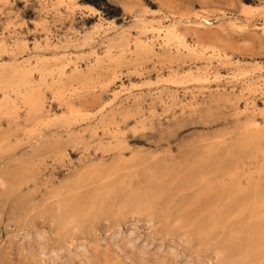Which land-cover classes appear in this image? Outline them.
<instances>
[{"label": "rangeland", "instance_id": "obj_1", "mask_svg": "<svg viewBox=\"0 0 264 264\" xmlns=\"http://www.w3.org/2000/svg\"><path fill=\"white\" fill-rule=\"evenodd\" d=\"M99 1L0 0V264H264V0Z\"/></svg>", "mask_w": 264, "mask_h": 264}, {"label": "bare ground", "instance_id": "obj_2", "mask_svg": "<svg viewBox=\"0 0 264 264\" xmlns=\"http://www.w3.org/2000/svg\"><path fill=\"white\" fill-rule=\"evenodd\" d=\"M77 6H78V4H76ZM84 5V4H83ZM88 5V4H87ZM89 6V5H88ZM84 7H87V6H85L84 5ZM90 7V6H89ZM89 7H87V9L89 8ZM83 8V7H82ZM93 8V7H92ZM90 10H92V9H90ZM95 10V9H94ZM93 12V11H92ZM198 17V16H197ZM200 18V17H199ZM202 18V17H201ZM204 21H205V19H204ZM205 22H207V21H205ZM117 157H119V156H117ZM117 157H116V160H117ZM113 161V160H112ZM121 161V160H120ZM119 161V163L118 164H116L115 166L114 165H112V168H107L106 166H90V164H89V168H87L84 172H82V173H80L76 178H75V180H74V182L71 184V186L72 185H76V186H78V188H83V189H85L88 185H92V186H94L95 187V193H94V196H95V194H96V196H95V201L97 200L98 201V199L101 197V195L103 194V195H105L104 193H109V192H111V191H113V190H115L114 188H113V190L111 189V182H110V176L112 175V173H114L115 175L117 174V173H115V172H113L114 171V169L116 170V167L118 166V167H120L121 165H122V162H120ZM116 162V161H115ZM124 163V162H123ZM93 164V163H92ZM115 164V163H114ZM114 166V167H113ZM124 168H126V167H124ZM120 169L121 168H119V170H117V172L118 171H120ZM119 173V172H118ZM114 175V176H115ZM113 176V177H114ZM112 177V176H111ZM228 178H230V175H228L227 176ZM226 177V178H227ZM217 180V179H216ZM216 183V182H215ZM217 183H218V181H217ZM116 183L115 182H113L112 183V185H115ZM236 184H237V182H236ZM239 184V183H238ZM121 186V185H120ZM254 186V185H253ZM65 186H63L62 187V189L64 188ZM115 188H118V187H115ZM260 187L259 186H255V187H253L252 189H246V188H240V187H238V186H236V185H230L229 184V186L228 187H226V188H222L221 189V191L217 194V196L216 197H214V198H212V202H214V203H216V201H218V202H222V204H228L230 207L229 208H231V211L232 212H234V213H237V212H241L245 207H247L249 204H250V202H253L254 201V199L256 198V197H260V196H258L259 195V189ZM133 189V188H132ZM132 189H128L127 191H126V196H125V198H124V200L127 198V201L128 200H132V199H134V200H141V198H142V196H143V193L142 192H138L137 190L135 191L134 189L132 190ZM82 190V189H81ZM212 190V189H211ZM210 188L209 189H207V191H206V193H209L210 191ZM61 191V190H60ZM78 191H80V190H78ZM77 191V192H78ZM59 193V192H58ZM69 193V192H68ZM67 193V194H68ZM84 194V192H81V194ZM72 194H74L75 195V197H74V195H72L73 197L72 198H70V195H67V196H69V197H67L68 198V201L67 202H72V201H74V202H76V204H74L75 206L77 205V204H81L82 203V205H77L76 206V208L75 209H73V208H71V209H73L72 211L70 210V212H67L68 214H66L67 216H66V218H65V220H66V222L67 223H65V221H64V219L62 220V223L64 224L65 223V225L66 224H71L72 222H74L80 215L82 216L83 215V213H85V212H87L86 211V208H87V201L86 202H82L81 201V197L79 198V196L78 195H76L75 193H72ZM78 194H80V193H78ZM89 194V193H88ZM111 194V193H110ZM90 196L91 195H93V194H89ZM89 195L87 196V197H89ZM114 195V194H113ZM209 195V194H208ZM85 196V197H86ZM115 196V195H114ZM148 196H149V194H148ZM52 197H54V196H52ZM104 197V196H103ZM108 197H109V195H108ZM146 197H147V194H146ZM94 198V197H93ZM106 198H107V196H106ZM112 198V197H111ZM116 198V197H115ZM89 199V198H88ZM143 199V198H142ZM147 199H148V197H147ZM146 199V200H147ZM90 200V199H89ZM109 200V199H108ZM111 200H115L114 198H112ZM111 200H109V201H111ZM113 202V201H112ZM133 202V201H132ZM94 203H97V202H94ZM111 203V202H110ZM123 203H125V201H123ZM134 203V202H133ZM143 203V202H142ZM85 204H87V205H85ZM90 204H92V205H94L93 203H91L90 202ZM108 204H109V202H108ZM136 204V203H135ZM135 204H133V205H135ZM96 205V204H95ZM132 205V204H131ZM145 205V204H144ZM88 207H89V205H88ZM124 207V206H123ZM127 207H131L130 205L129 206H127ZM257 207V206H256ZM93 208V207H92ZM67 210H69V209H67ZM62 213V212H61ZM86 214V213H85ZM87 215V214H86ZM62 217H65V215H62ZM78 221L80 220V218L79 219H77ZM77 222V221H76ZM81 221H79V223H80ZM78 224V223H77ZM76 224V225H77ZM61 225V224H60ZM64 225V226H65ZM75 225V224H74ZM80 225H81V223H80ZM63 226V227H64ZM67 226V225H66ZM73 226V225H72ZM71 226V227H72ZM68 227H70V225H68ZM66 227H64V229H65ZM68 229V228H67ZM72 229V228H71ZM68 230H70V229H68ZM128 240V239H127ZM126 240V241H127ZM125 241V242H126ZM128 243V247L131 249V251L133 250V249H135L134 248V245L132 244V242L131 241H127ZM138 249V248H137ZM128 251V250H127ZM134 251V250H133ZM132 251V252H133ZM146 251V250H145ZM135 253H130L133 257H134V259H136L137 260V263L138 264H140L141 262H140V260L143 258V256L145 255V254H143L144 253V251L142 250V249H138V251H136V249H135V251H134ZM130 256V255H129ZM145 258V257H144ZM83 261V260H82ZM139 261V262H138ZM144 262V261H143Z\"/></svg>", "mask_w": 264, "mask_h": 264}, {"label": "trees", "instance_id": "obj_3", "mask_svg": "<svg viewBox=\"0 0 264 264\" xmlns=\"http://www.w3.org/2000/svg\"><path fill=\"white\" fill-rule=\"evenodd\" d=\"M83 2H89V3H91V4H89V3H83V4H89V5H94L93 7H95V6H99V0H82ZM96 8V7H95ZM97 9V8H96Z\"/></svg>", "mask_w": 264, "mask_h": 264}]
</instances>
